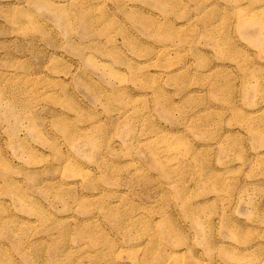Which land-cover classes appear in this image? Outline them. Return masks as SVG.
I'll use <instances>...</instances> for the list:
<instances>
[{
    "label": "rangeland",
    "instance_id": "rangeland-1",
    "mask_svg": "<svg viewBox=\"0 0 264 264\" xmlns=\"http://www.w3.org/2000/svg\"><path fill=\"white\" fill-rule=\"evenodd\" d=\"M0 264H264V0H0Z\"/></svg>",
    "mask_w": 264,
    "mask_h": 264
}]
</instances>
